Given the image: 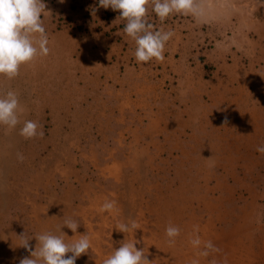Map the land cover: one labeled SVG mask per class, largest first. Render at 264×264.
I'll list each match as a JSON object with an SVG mask.
<instances>
[{
    "label": "rangeland",
    "instance_id": "obj_1",
    "mask_svg": "<svg viewBox=\"0 0 264 264\" xmlns=\"http://www.w3.org/2000/svg\"><path fill=\"white\" fill-rule=\"evenodd\" d=\"M221 1L226 11L227 35L221 42L227 49V64L239 63L249 70L246 73L254 72L258 59L253 56H264V0ZM59 24L71 35L80 32L73 24ZM202 42L196 47L200 54L214 49V41L203 46ZM196 62L206 63V58L200 56ZM198 70L196 75L205 82L209 70L201 75ZM22 72L11 78L0 74V97L13 92L19 101V123L0 124V264H20L39 246L35 237L62 235L59 227L65 220L80 224L77 233L61 229L66 243L84 235L91 241L89 252L76 264H104L121 243L133 241L151 264H218L222 257L203 246L209 239L204 231L209 223L223 227L219 214L224 218V210L236 207L250 218V225L257 226L253 224L259 211L255 200L264 192V152L257 151L264 144L260 134L264 132V81L263 86L259 79H244L242 87L195 88V101L188 105L198 117L191 126L219 128L221 124L228 134L187 131L178 136L135 133L129 137L116 134L114 125L100 128L91 118L96 112L88 110L95 103L48 102L53 91L63 88L36 86L46 84L39 72L34 73L39 80L27 79ZM238 95L243 101H234ZM206 112L207 119L203 118ZM28 120L36 122L43 135L22 136L20 129ZM241 125L252 133L238 134ZM240 196L249 197V202L242 203ZM106 201H113L114 207L101 211ZM122 223L129 225L128 232L115 229ZM170 224L180 229L174 243L166 235ZM251 231L257 238V228ZM197 236L200 247L191 243ZM24 239H31L30 250L20 246Z\"/></svg>",
    "mask_w": 264,
    "mask_h": 264
},
{
    "label": "crops",
    "instance_id": "obj_2",
    "mask_svg": "<svg viewBox=\"0 0 264 264\" xmlns=\"http://www.w3.org/2000/svg\"><path fill=\"white\" fill-rule=\"evenodd\" d=\"M43 3L42 23L50 51L46 56L37 55L21 65L19 71H24L22 76L31 80H39L42 76L46 84L39 82L36 86L63 88L58 93L53 91L48 102L95 103L88 110L96 112L91 118L97 119L100 128L114 125L116 134L129 137L135 133L178 136L187 135V131H191V135L201 133L204 136L228 134L221 124L219 128L191 126L198 117L188 105L195 101V88L202 85L242 87L244 79H259V86H263L264 56L261 53L253 56L254 60L258 59V68L254 72L250 69L246 73L249 70L239 63L227 64V49L221 42L227 35L226 11L221 0H195L199 15L173 14L164 21L156 16L150 3L147 22L153 30L171 32L172 35L165 44L164 59L146 63H137L135 41L124 32L126 20L120 18L119 11L100 7L98 0H43ZM60 22L73 24L80 32L71 35ZM38 38L39 34L33 37L34 40ZM216 39L220 42L216 43ZM201 41H214V49L200 54L196 47ZM200 56L206 58V63L196 62ZM196 69L200 75L202 70H209L205 82L203 76L196 75ZM35 71L39 72V77L34 75ZM255 71L258 74L255 75ZM240 95L234 98L235 102L243 101ZM218 98L223 100L225 97ZM208 114H203V118L207 119ZM239 115L243 118L242 112ZM249 128L241 125L238 134H251ZM108 132L106 130V134ZM254 132L260 133L258 129ZM260 134L264 135V132ZM216 141L220 143L222 139ZM174 142L178 145L176 137ZM221 148L213 146V149ZM238 199L242 203L249 202V197L243 199L240 196ZM255 202L259 211L253 224L257 226L250 225V218L234 207L224 212L221 210L224 216L231 215L229 221H224L227 216L223 218L219 214L217 220L223 227L213 228V223H209L204 228L209 239L204 240L203 246L206 247L209 241L214 245L215 250L210 249L211 252L222 257L218 264H264V192ZM254 227L257 228V238L250 233Z\"/></svg>",
    "mask_w": 264,
    "mask_h": 264
},
{
    "label": "clouds",
    "instance_id": "obj_3",
    "mask_svg": "<svg viewBox=\"0 0 264 264\" xmlns=\"http://www.w3.org/2000/svg\"><path fill=\"white\" fill-rule=\"evenodd\" d=\"M98 3L104 9L119 11L120 18L126 20L123 30L135 41L134 55L137 63H146L153 59L162 61L165 44L172 35L171 32L153 30V26L147 22V6L150 3L153 12L161 21L173 14L199 15L200 11L195 0H98ZM44 12L43 0H0V74L14 77L21 65L32 61L37 55H48V37L42 23ZM36 34H39V38L34 40ZM18 103L13 92L0 97V124L15 127L19 123ZM38 127L36 122L28 120L24 122L20 133L26 138L43 135L42 132L38 133ZM257 151L264 152V146L258 147ZM113 207V201H106L101 211H109ZM79 226L75 220H65L59 227L62 235L43 233L35 237L39 246L36 245L30 256L22 259L20 264H76L81 255L89 252L91 241L84 235L73 243H66L63 236L67 235L61 229L67 227L77 233ZM115 229L126 233L129 225L122 223ZM166 235L169 243H174L175 238L180 235V229L170 224L166 228ZM31 239H24L20 246L30 250ZM137 243H121L104 260V264H151L144 249L137 248ZM191 243L198 247L201 240L197 236ZM206 248L215 250L210 241ZM202 255L207 256L208 252L204 251ZM193 264H198V261Z\"/></svg>",
    "mask_w": 264,
    "mask_h": 264
}]
</instances>
